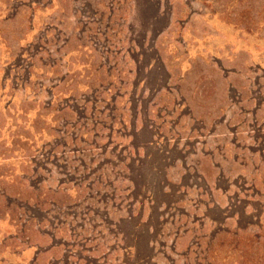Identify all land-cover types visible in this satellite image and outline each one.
Returning <instances> with one entry per match:
<instances>
[{"label":"rangeland","instance_id":"rangeland-1","mask_svg":"<svg viewBox=\"0 0 264 264\" xmlns=\"http://www.w3.org/2000/svg\"><path fill=\"white\" fill-rule=\"evenodd\" d=\"M0 264H264V0H0Z\"/></svg>","mask_w":264,"mask_h":264}]
</instances>
